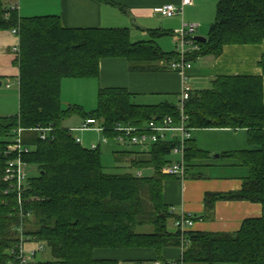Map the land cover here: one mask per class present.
<instances>
[{"label":"trees","instance_id":"obj_1","mask_svg":"<svg viewBox=\"0 0 264 264\" xmlns=\"http://www.w3.org/2000/svg\"><path fill=\"white\" fill-rule=\"evenodd\" d=\"M12 30L19 39L15 58L19 111L0 118V264H19L16 257L26 241L50 252L51 260L39 264H168L162 252L179 247L180 239L174 227L180 214L164 202L165 182L179 180L164 170L174 161L173 143L154 144L146 152L148 159L132 158L121 173L108 172L99 148L76 144L65 123L74 117L95 119L112 137L117 125L142 127L155 118H175V104L142 105L125 89L103 88L98 90L97 108L87 113L63 105L60 98L62 80L98 79L106 59L125 60L131 70L140 72L164 70L161 63L170 69L175 51L165 53L154 42L166 33L150 31L149 41L132 43L126 29H67L58 16L24 18L10 0H0V31ZM263 41L264 0H218L206 42L193 40L197 50L186 60L191 65L200 58L216 59L224 46ZM258 67L259 77H218L210 90L191 91L185 113L193 130L244 129L249 145L258 148L240 153L249 173L241 189L206 194V212L211 213L217 201H247L261 206V216L244 220L235 233L187 231L183 264H264V55ZM18 129L26 153L11 150ZM200 154L191 139L185 153V179ZM17 157L27 166L21 192L4 181L5 167ZM31 168L34 177L28 176ZM99 252L154 257L120 261L98 258Z\"/></svg>","mask_w":264,"mask_h":264},{"label":"crops","instance_id":"obj_2","mask_svg":"<svg viewBox=\"0 0 264 264\" xmlns=\"http://www.w3.org/2000/svg\"><path fill=\"white\" fill-rule=\"evenodd\" d=\"M14 2L20 16L25 13L27 17L58 16L61 25L67 29H126L132 43L149 41L150 31L159 30L166 36L154 40L155 44L167 47L170 37L174 41L175 32L182 24L196 25L197 35L206 38L209 27L213 23L214 3L208 4L204 0H193L191 6L183 8L181 15L167 17L155 13L154 9L164 5L179 7L180 0H10ZM208 7V9H206ZM205 10L202 21L192 17L194 11ZM194 12V13H193ZM25 18V17H24ZM10 31H0V82H6L5 88L11 90L13 83L18 85V68L15 65L13 48L18 45L19 39ZM161 46V47H160ZM174 47L165 53L174 52ZM264 55V41L260 45H227L216 59L200 58L192 62V68L185 73V79L161 63L164 70L156 72H140L131 70L129 64L122 59L103 60L99 67L98 79H86L93 82L92 90L98 93L103 88H121L132 94L136 101L142 105H158L164 102L176 104L183 86L186 84L191 91H205L212 88V82L218 77H259L261 70L258 67ZM66 80V79H64ZM61 86L63 88V82ZM85 80V79H78ZM6 86H9L8 88ZM73 86V85H71ZM19 91L12 93L11 97L19 98ZM264 103V79L262 82ZM80 96H83L81 94ZM78 94L75 101H69L60 95L63 105L65 103L77 104L85 107L80 102ZM172 97L174 101L171 102ZM7 100L8 98L4 97ZM82 99V98H81ZM158 101V102H157ZM68 106V105H67ZM82 108V109H83ZM84 110V109H83ZM6 117L9 115L5 112ZM75 122V124H73ZM82 121L76 117L68 127H77ZM192 141L195 147L202 152L193 159L187 178L183 181L170 179L164 185V202L174 209V213H186L195 217L190 229L199 233H235L240 229L244 220L259 218L261 206L247 201H217L211 213L204 208L206 194H227L239 191L243 180L248 177V168L242 165L240 153L256 151V146L249 145L247 131L244 129H201L192 131ZM107 143V142H106ZM105 143V144H106ZM116 146L122 148L120 154L130 155L132 158L145 160L148 147L142 149L130 145ZM137 148L138 150H132ZM237 154L238 157H228L225 154ZM205 216V218H203ZM31 247V246H30ZM98 258L116 259L120 261L141 258H153L151 253H112L99 252ZM181 257L179 247L164 249L162 258L166 262L178 261ZM162 264L161 262H152ZM196 264V263H191Z\"/></svg>","mask_w":264,"mask_h":264},{"label":"built area","instance_id":"obj_3","mask_svg":"<svg viewBox=\"0 0 264 264\" xmlns=\"http://www.w3.org/2000/svg\"><path fill=\"white\" fill-rule=\"evenodd\" d=\"M193 0H180V6L164 5L154 9L155 13H160L167 17L181 15L183 8L191 6ZM198 27L192 24H182L181 28L175 32L176 40L174 41V51L177 55L176 59L169 64L172 71L179 73L181 76L187 69H190V62L186 60L187 55L197 50L193 44V37ZM12 34L17 35L16 30H12ZM19 52L18 47L14 48V53ZM191 89L188 85H184L178 100L175 104L177 116H165L163 118H155L148 121L142 127H135L131 125H117L113 130V136L107 137L102 125L95 119H86L82 121L77 127H70L69 133L73 132H87L96 131L103 136L102 143L105 144L109 140L119 145H130L141 148H149L158 143H173L171 149V156L175 157L174 161L166 165L165 174L176 177L183 181L186 177L187 167L185 161V153L188 149L189 141L192 139L193 129L188 126V116L185 113L186 103L189 100ZM45 131V130H44ZM17 137L14 139L15 143L11 146V150H15L18 154L20 152H27L28 148H23L22 145V130H17ZM41 140L46 139V135L41 133ZM76 144H82L78 137H75ZM100 148V144L91 145L89 149L96 150ZM27 177V166L21 158H16L8 162L4 171V181L10 184L13 188L15 185L21 192V188L25 185ZM15 182V184H14ZM7 192V191H6ZM21 194L18 195L20 200ZM173 210V208H172ZM194 224L192 217L189 214L181 213L174 222L175 229L179 230V249L181 257L185 249L189 246V240L185 237V233L189 231ZM23 242V241H22ZM31 247H28V246ZM43 250L41 245L33 244L31 241H26L22 245V249L18 252L16 260L19 264H29L31 258ZM181 257L178 261L169 262L168 264H183Z\"/></svg>","mask_w":264,"mask_h":264},{"label":"rangeland","instance_id":"obj_4","mask_svg":"<svg viewBox=\"0 0 264 264\" xmlns=\"http://www.w3.org/2000/svg\"><path fill=\"white\" fill-rule=\"evenodd\" d=\"M204 1L207 2L208 4L214 3V15H211L214 20L215 13H216V5H217L218 0H204ZM10 3H12V5L14 4V2L12 1H10ZM206 9H208V7H206ZM194 12H197V13L193 14L192 17L195 18L197 16L196 20L202 21V19H204L206 16L205 13H208V12L210 13L211 9H209L208 12L205 10V8H203L202 11L199 10V12L198 11H194ZM20 14L22 13L20 12ZM23 17L29 18L26 16L25 13L23 14ZM37 17H42V16H37ZM10 32L12 33V31ZM197 32H198V29H196L195 35L194 36L192 35L193 38L196 36L199 37V35H197ZM164 38H166L167 41L169 40L170 42H166L168 43L167 47H161V46L160 47L162 48L163 51L167 52V50L169 49L171 50V46L174 47V41L176 40V37H174V41H171L170 37H164ZM15 47H18V45H16ZM14 48H13V54L16 57L17 54L14 53ZM191 68H192V65L190 69ZM190 69H187L184 72V75ZM184 75L182 76L183 79H185ZM92 83L93 82L88 81L86 79L85 80L66 79L63 82V88L61 86L62 97H64L65 99H69V101H75L76 100L75 96L77 94L78 96L83 94V96H80L78 98H80L79 99L81 100L80 102H83V104L85 105L84 108L82 107L84 111L89 113L97 108V94L98 93L92 90V85H91ZM5 84L6 82L3 81L2 86L0 87V118L6 117V115H4L6 114L5 112L9 114L7 115L8 117H11V116L17 115L19 111V98L17 97V107H16V100H15L16 97L14 98L10 96L12 93L18 90V84L14 82L12 89L10 91L5 88ZM6 87L8 88L9 86H6ZM4 97L8 99L5 100L3 99ZM170 101L173 102L174 98L172 97V100ZM136 102L138 103V101ZM67 105L77 106V104L75 105V104L65 103V106ZM75 120H76L75 117L72 118L71 120H67L65 123L67 125V128H69L68 125H71L72 121H75ZM73 124H75V122ZM72 135L73 137H78L82 142V146L85 148H89L91 145L100 144V148H99L100 154H101L100 160L104 164V167L107 169L108 172L121 173V171H123V168L127 169L125 165H127L128 160L132 159L133 157L131 154L125 155V153H122L121 155L119 151H121L122 148L117 147L116 146L117 144L111 140H109L106 144H103L102 143L103 136L96 131L90 130V131L83 132V133L73 132ZM134 147H137V146H134ZM137 148H141V147H137ZM137 148H133L132 150L136 151L138 150ZM174 158L175 157H172L171 160H173ZM35 174L36 172L34 168H31L28 172L29 177H34ZM136 175H140V173L136 172ZM149 228L150 227L148 226L147 229ZM28 247H30V245ZM49 260H51L50 252L46 249V250H42L41 252L37 253L36 257L31 259L29 264H39V263L49 261ZM146 264H153V263H146Z\"/></svg>","mask_w":264,"mask_h":264},{"label":"water","instance_id":"obj_5","mask_svg":"<svg viewBox=\"0 0 264 264\" xmlns=\"http://www.w3.org/2000/svg\"><path fill=\"white\" fill-rule=\"evenodd\" d=\"M194 40L197 41V42H201V43L206 42V38H202L200 36L199 37L198 36L194 37ZM0 87H1V82H0Z\"/></svg>","mask_w":264,"mask_h":264}]
</instances>
